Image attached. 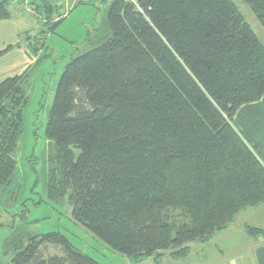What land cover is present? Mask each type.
<instances>
[{
	"label": "trees",
	"instance_id": "obj_1",
	"mask_svg": "<svg viewBox=\"0 0 264 264\" xmlns=\"http://www.w3.org/2000/svg\"><path fill=\"white\" fill-rule=\"evenodd\" d=\"M244 1L264 26V0ZM10 14L0 0V20ZM107 22L111 37L72 58L57 85L46 134L62 161L58 192L124 255L187 256L264 203V156L234 122L264 95V46L233 0H112ZM27 79L0 82V186L16 169ZM47 244L64 255H43ZM11 251L4 264H102L61 231Z\"/></svg>",
	"mask_w": 264,
	"mask_h": 264
},
{
	"label": "rangeland",
	"instance_id": "obj_2",
	"mask_svg": "<svg viewBox=\"0 0 264 264\" xmlns=\"http://www.w3.org/2000/svg\"><path fill=\"white\" fill-rule=\"evenodd\" d=\"M233 1L264 46V26L256 14L244 0ZM111 2L7 0L11 16L0 20V50L9 45L14 47L10 46L0 56V81L27 69L25 87L29 100L24 108L23 134L14 153L15 172L7 185L0 186V264L10 261L15 243L55 231L63 232L74 246L102 264H195L203 255L200 249L206 245L200 247L203 244L200 241L191 242L192 249L184 257H174L169 251L160 258L156 254L140 259L124 255L77 222L72 216L68 196L58 192L63 177L62 161L56 157L55 145L46 134L55 92L65 66L72 58L111 37L107 22ZM48 8L51 17L47 19ZM29 58L32 63L25 69L24 64ZM36 59H39L37 64L34 63ZM78 154L75 149L76 157ZM255 206L242 209L233 222L241 224L249 212L246 210ZM258 228L264 231V227ZM210 248L215 250V245ZM41 251L45 256L64 255L62 247L53 244L43 246Z\"/></svg>",
	"mask_w": 264,
	"mask_h": 264
},
{
	"label": "crops",
	"instance_id": "obj_3",
	"mask_svg": "<svg viewBox=\"0 0 264 264\" xmlns=\"http://www.w3.org/2000/svg\"><path fill=\"white\" fill-rule=\"evenodd\" d=\"M29 59L24 64L25 69L32 63V59ZM26 70L14 75L22 74ZM234 122L243 137L255 145L264 156V95L256 102L242 105L234 115ZM260 210H262L261 214H259ZM246 212L248 214L241 224L236 225L233 222L225 229L215 233L210 240L202 242L200 247L204 245L206 247L200 249L203 255L201 259L195 261V264H264V235L253 236L246 231V225L264 227V204L252 207ZM194 243H198V241ZM213 244L215 250H210ZM191 249L190 246V251Z\"/></svg>",
	"mask_w": 264,
	"mask_h": 264
}]
</instances>
